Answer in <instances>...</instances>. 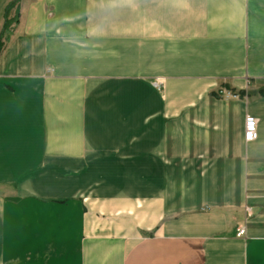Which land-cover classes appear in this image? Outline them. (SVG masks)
Returning a JSON list of instances; mask_svg holds the SVG:
<instances>
[{"label": "crops", "instance_id": "0c3cea01", "mask_svg": "<svg viewBox=\"0 0 264 264\" xmlns=\"http://www.w3.org/2000/svg\"><path fill=\"white\" fill-rule=\"evenodd\" d=\"M16 12L0 38V264H264V0Z\"/></svg>", "mask_w": 264, "mask_h": 264}, {"label": "built area", "instance_id": "2783aa9c", "mask_svg": "<svg viewBox=\"0 0 264 264\" xmlns=\"http://www.w3.org/2000/svg\"><path fill=\"white\" fill-rule=\"evenodd\" d=\"M219 95L225 98H234L232 94L225 91H219ZM257 138V121L251 115H246L244 118L243 123V139L246 143H250L255 141ZM247 217L250 215V211L247 210ZM237 237H244L245 236V229L244 227L237 230Z\"/></svg>", "mask_w": 264, "mask_h": 264}, {"label": "trees", "instance_id": "16d2710c", "mask_svg": "<svg viewBox=\"0 0 264 264\" xmlns=\"http://www.w3.org/2000/svg\"><path fill=\"white\" fill-rule=\"evenodd\" d=\"M20 0H12L11 2L8 3V5L5 8V19L4 23L0 32V38L4 37L7 38L11 32L12 25L17 24L18 22V13L16 12L15 17L12 19H8V15L10 11L17 6L18 2ZM2 45L0 43V51H1Z\"/></svg>", "mask_w": 264, "mask_h": 264}]
</instances>
